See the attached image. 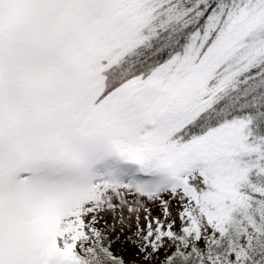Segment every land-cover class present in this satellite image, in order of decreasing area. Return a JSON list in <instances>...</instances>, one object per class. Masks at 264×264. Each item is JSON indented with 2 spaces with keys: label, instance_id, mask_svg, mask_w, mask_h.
Listing matches in <instances>:
<instances>
[{
  "label": "snow or ice",
  "instance_id": "6c2138e0",
  "mask_svg": "<svg viewBox=\"0 0 264 264\" xmlns=\"http://www.w3.org/2000/svg\"><path fill=\"white\" fill-rule=\"evenodd\" d=\"M0 264H264V0H0Z\"/></svg>",
  "mask_w": 264,
  "mask_h": 264
},
{
  "label": "rangeland",
  "instance_id": "374dc122",
  "mask_svg": "<svg viewBox=\"0 0 264 264\" xmlns=\"http://www.w3.org/2000/svg\"><path fill=\"white\" fill-rule=\"evenodd\" d=\"M117 249L119 250V245H117ZM127 258L131 259L130 254L127 256Z\"/></svg>",
  "mask_w": 264,
  "mask_h": 264
}]
</instances>
